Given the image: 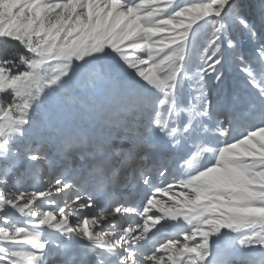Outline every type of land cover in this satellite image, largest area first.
Returning a JSON list of instances; mask_svg holds the SVG:
<instances>
[{"label": "snow or ice", "instance_id": "obj_1", "mask_svg": "<svg viewBox=\"0 0 264 264\" xmlns=\"http://www.w3.org/2000/svg\"><path fill=\"white\" fill-rule=\"evenodd\" d=\"M0 264H264V0H0Z\"/></svg>", "mask_w": 264, "mask_h": 264}]
</instances>
